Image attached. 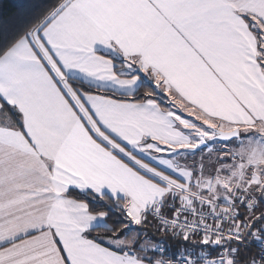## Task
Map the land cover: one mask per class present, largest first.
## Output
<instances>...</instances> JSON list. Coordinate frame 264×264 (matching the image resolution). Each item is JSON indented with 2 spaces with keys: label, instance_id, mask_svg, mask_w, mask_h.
<instances>
[{
  "label": "snow or ice",
  "instance_id": "snow-or-ice-1",
  "mask_svg": "<svg viewBox=\"0 0 264 264\" xmlns=\"http://www.w3.org/2000/svg\"><path fill=\"white\" fill-rule=\"evenodd\" d=\"M0 264H264V0L0 24Z\"/></svg>",
  "mask_w": 264,
  "mask_h": 264
},
{
  "label": "trees",
  "instance_id": "trees-1",
  "mask_svg": "<svg viewBox=\"0 0 264 264\" xmlns=\"http://www.w3.org/2000/svg\"><path fill=\"white\" fill-rule=\"evenodd\" d=\"M32 2L33 0H0V24L13 21Z\"/></svg>",
  "mask_w": 264,
  "mask_h": 264
},
{
  "label": "rangeland",
  "instance_id": "rangeland-1",
  "mask_svg": "<svg viewBox=\"0 0 264 264\" xmlns=\"http://www.w3.org/2000/svg\"><path fill=\"white\" fill-rule=\"evenodd\" d=\"M25 4V3H24Z\"/></svg>",
  "mask_w": 264,
  "mask_h": 264
}]
</instances>
